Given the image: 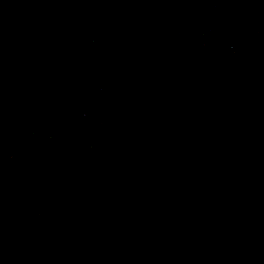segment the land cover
Segmentation results:
<instances>
[{
    "label": "water",
    "instance_id": "water-1",
    "mask_svg": "<svg viewBox=\"0 0 264 264\" xmlns=\"http://www.w3.org/2000/svg\"><path fill=\"white\" fill-rule=\"evenodd\" d=\"M0 264H264V0H0Z\"/></svg>",
    "mask_w": 264,
    "mask_h": 264
}]
</instances>
